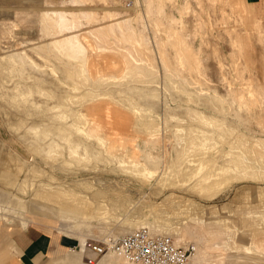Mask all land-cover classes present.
<instances>
[{
	"label": "rangeland",
	"instance_id": "obj_1",
	"mask_svg": "<svg viewBox=\"0 0 264 264\" xmlns=\"http://www.w3.org/2000/svg\"><path fill=\"white\" fill-rule=\"evenodd\" d=\"M72 2L0 0V179L5 183L2 191L21 193L23 197L24 184L28 182L27 189L34 190L29 199L41 196L42 192H53L71 195L81 207L88 199L93 200V212L103 208L104 214L109 212L110 223L126 220L123 226L127 229L131 225L144 227L152 203L153 214L159 216L156 219L163 212L169 225L193 219L190 224L204 232L211 244L227 247L225 252L215 249L214 255L224 252L227 261H231L253 251L264 241V237L257 236L264 231V224L254 219L255 213L264 209V181H257L254 175L264 171V18L244 0H90L99 21L113 11L118 21L127 23L123 27L124 37L119 32L113 37L117 50H102L93 40L88 42L92 47L88 59L91 78L120 77L125 71V56L130 60L132 55L140 59L143 69L151 67L157 73L147 72L151 82L128 79L122 85L105 83L98 88L83 79L76 65H69L56 51L47 50L49 39L41 32L43 10L77 5ZM77 3L80 5L76 8L86 7L80 0ZM115 21L106 20L103 24ZM88 26L83 21V27ZM131 30L143 44L139 51L132 50V44L124 40L131 39ZM179 39L192 47V60V56L183 59L179 56L176 46ZM165 64L169 67H164ZM52 69L57 72L56 77ZM154 90H159L157 99L142 98V92ZM255 91L258 99L252 100L257 105L249 104L250 109L244 103L239 106V96L245 95L244 102L251 103L250 92L256 95ZM87 94L97 100L84 106L70 104ZM104 94L120 99V104L129 110L108 100L99 101ZM198 94L202 97L198 98ZM217 97H222L226 105L218 102ZM71 109L89 124L65 121L64 116ZM136 110L149 113L150 122H158V129L144 136L137 134ZM164 115L166 149L177 146L168 141L171 132L185 138L183 152L178 145L173 152L174 160L163 158L165 165L172 163L170 184L159 183L161 176L149 178L128 172L123 166L129 164L127 155L137 144L143 145L148 135L160 131ZM100 139L107 141L105 148ZM77 144L87 145L89 153L80 150L76 156ZM59 145L63 150L58 149ZM134 153L143 158L139 152ZM13 154L23 161L32 160L27 162L33 169L28 180L23 164L19 166L11 157ZM259 154L263 157H257ZM159 157L160 154L153 153L151 163L155 164ZM244 164L249 166L247 172L236 171ZM4 172L6 178H2ZM15 184L20 185L14 187ZM211 191L217 192L216 195L210 197ZM6 206L7 218L11 219L8 222L15 223L18 220L13 222L12 218L23 215L29 225L45 231L49 232L31 222L44 220L62 229L59 217L53 218L54 211L41 202L31 201L26 209L12 207L10 203ZM26 211L29 212L25 214ZM242 221L252 222L253 227L249 224L241 227ZM16 229L21 228L16 225ZM60 238L70 243L71 248L80 243L76 237ZM261 251V259L247 256L243 263L264 264V249Z\"/></svg>",
	"mask_w": 264,
	"mask_h": 264
},
{
	"label": "bare ground",
	"instance_id": "obj_2",
	"mask_svg": "<svg viewBox=\"0 0 264 264\" xmlns=\"http://www.w3.org/2000/svg\"><path fill=\"white\" fill-rule=\"evenodd\" d=\"M77 2H79V0H73L72 3H76L77 5H80V3L78 4ZM80 2H84L86 7L76 8L77 7V5H76V6L72 7V8H70V7L66 6V5L65 6L62 5L61 7H56V8H52V9L43 10V13L41 14V20H40V28H41V32L46 36L47 39H49V44H47V50L56 51L57 53H59V55L63 59H65L69 63V65H76L80 69L81 74L83 76V79L85 81H87V82H90L92 85H95V87H98V88L101 87L105 83H109V84H112L114 86L115 85H122L128 79H134V80H137L138 82L142 83V82H145V81H149L147 79L148 78L147 77V72H151L154 75L157 74L152 69H150L151 67L146 68V70L143 69L141 67V65H140V59H137V58H135L132 55L131 57L128 56V57H130V60H128L127 57L125 56V58L127 60L126 61V66H125V71L120 77H116V76H111V77L101 76L97 80L92 79L90 74H89V72H88V67H89L88 66V59H89V54H90L89 53V48L92 49V47H90L88 45L89 44L88 42H90V39H91L102 50H107V51L108 50H115L116 49V45L112 41L113 37H114V39H115V37H117L115 35L117 32L122 33V35H123L124 34L123 27L127 23H126V21H118L117 17H116V14L113 13V11H109L108 14H106L104 16V19L99 21L96 18V16H95V13H94V12H96L95 9L91 8V5H92L93 2L91 3L90 0H80ZM88 2L91 3L89 5V7L87 5ZM85 5H83V6H85ZM136 5L137 6L139 5V1L136 2ZM106 20L108 22H113V20L114 21L117 20L118 22L115 21L116 23L103 24V21L106 22ZM83 21H85L87 24H89V26L86 27V28L83 27ZM131 32H132V34L130 36L131 39L129 40L128 38H124V40L126 41V43L129 42V43L132 44V48H133L132 50L139 51L142 48V46H141L142 43H139L137 41L138 40V39H136L137 33L135 31H132V30H131ZM138 35H139V33H138ZM123 37H124V35H123ZM174 39H175V37H174ZM143 41H144V39H143ZM149 43L150 42L145 43L144 46L148 45ZM176 46H177V50H178L177 52H179V56L182 59H183L184 56H187L188 58H189V56H192V57H190L191 60H192V58L194 57L193 56L194 54L192 55V53H194V52H192V47H190V45H188L182 39H179V40H177ZM143 49H144V47H143ZM134 54H135V52H134ZM149 59H150L151 62H153V60L150 57H149ZM146 60L148 61V58ZM166 60H168V59H166ZM150 61H148V62H150ZM32 64H33V62H32ZM150 64H152V66L155 65V63H150ZM166 65L167 64H165L164 67H169L168 65L167 66ZM35 66L38 67V65H36V64H35ZM189 66H190V63H189ZM54 69H55V67H54ZM54 69H52V74L56 77L57 76V72ZM168 69H170V68H168ZM190 69H193V67L190 68ZM156 78H157V76H156ZM171 81L174 82L173 79ZM149 82H151V81H149ZM149 85H150V83H149ZM170 85H172V84L170 83ZM119 87H121V86H119ZM250 91H252V90H250ZM158 93H159V90H154V91H149V92H145L144 91V92H142V98L144 100H146V101L148 99H151V98L157 99L159 97ZM255 93H256V91H255ZM89 95L90 94L84 95L79 102L71 101L70 104L72 103V106L73 105L84 106V105H87V104L89 105L92 102L97 100L95 98V96H92V95L89 96ZM198 95H199L198 98L202 97L201 94H198ZM254 95L255 94L252 93V96H254ZM112 97L109 94H104L103 97L100 96V98L99 97L98 98L100 99L99 101L108 100L111 103H113L114 105H116V107L118 106L119 108L129 110L126 105L123 106V105L120 104V102H121L120 99H115V98H112ZM244 97H245V95H241V97L239 96V100H238V102H240L239 106H242V103H244L246 108H249L248 107L249 104H253V105L255 104L256 100L255 101L252 100L253 98L251 99L252 100L251 103H249L250 101L248 103L244 102ZM217 99H218V102H220L222 105L225 104V100L222 97H217ZM256 103H258V102H256ZM255 105H257V104H255ZM92 107H93V105H92ZM85 108L88 109V106L85 107ZM239 109H241V107ZM168 110L170 111L169 106H168ZM88 112H89V110H88ZM174 114H175L174 116L176 117L177 116L176 113H174ZM151 118L152 117L150 116L149 113L141 112L139 110H136L134 112V122H136L135 124L138 127L137 128V131H138L137 134H139L141 136H144L145 134H147L149 132H153V131L158 129V125H159L158 122H154V121L150 122ZM171 119L173 120V119H176V118H171ZM177 119H179V118H177ZM64 120L67 121V122L72 121V122H74L76 124H83V125H86V123H87V120L84 119L83 117L79 116L77 114V112L74 111L73 109L67 111V113L64 116ZM163 120H164V123L162 124V128L160 129V131H157L158 133L155 134V135H148V137H146V140H145L143 145L137 144L135 149L133 148L134 150H132V152L129 155H127V159L129 160V164L123 165V166H125V169H127L128 172L132 171L135 174L146 176V177H149V178H154V177L161 176V180L158 181L159 183H161V182L163 183L164 182V183L170 184L171 178H172V175H170L171 172H172V163L170 162L168 165H165V163H164L165 161H164L163 158L165 156H167V157H169V158L174 160L173 152L176 151V149L178 148L177 147L178 145L182 146V148L180 150H181V152H183L184 151L183 150L184 149L183 148V144H184L185 138L181 137V135L176 133L175 131L171 132L168 141L174 143L177 146L171 147L170 149H166V146L164 145V142L166 141V138H165L166 136H164V134L167 133V131H166V129H167L166 125L167 124L165 125V122H167V120L165 118V115L163 117ZM90 121H91V119H90ZM87 124H89V123H87ZM100 125H101V123H100ZM86 133L87 132H85V134ZM33 134L35 136H39L36 131H34ZM43 134H46V133H43ZM181 139H183V140H181ZM106 142L107 141L105 139H100L99 140V143H100V145L103 148H105V146H107ZM61 148L62 147L60 146L58 149H61ZM76 148H77V150L75 152L76 156H78V152L80 150H84V152L86 154L89 153V149L87 148V145H85V144L84 145L77 144ZM61 150H63V149H61ZM107 152L108 153H112V150L111 149H107ZM134 152H139L140 154H142L143 158L137 157V155ZM153 153L160 154V157H159V159H157V162L155 164H152L151 161H150L151 160V156H152ZM91 154H92V152H91ZM48 156H51V152L48 153ZM88 162H89V160H88ZM208 167H209V164H208ZM205 170H206V167H205ZM236 170H239V169L237 168ZM196 171H197V169H196ZM128 177H131V176H128ZM218 177H219V175L216 178L218 179ZM217 179L214 180V182H215L214 187L216 186V183H217L216 180ZM169 186H172V185H169ZM31 201L41 202V204H44L45 207L48 206L49 208H51L54 211V213H55V217L57 216V217H59L62 220V225L68 230H73V232L75 230V231H77L79 233H85V232H89L92 229L91 227H93L94 225H99L101 223H106V224L110 223L109 216H108L109 212L104 214L101 211V210H103V208L102 209L99 208V211L93 212L94 211L93 203L95 201L88 199L84 203V207H81V205H79V206L77 205V204H80V203L73 201L71 195L70 196H65V195L56 194V193H53V192H49L47 194L42 192L41 196H37V197H35V199H29L28 201H22V199L20 200L17 197L11 199L7 195H2V193L0 192V223H2V222L5 223V222H8L9 220H11V219L7 218L8 214H9V211L7 209L8 206H6V204L10 203V204H12V207H16V208H20V209H22V208L26 209L27 203H30ZM75 201H77V199ZM143 206H144V204H143ZM121 207H123V206H121ZM152 207H153L152 204H150L149 205V209L151 210ZM35 208L36 207H34V209ZM143 211H145V210H143ZM119 212L121 214L124 213V212H121V211H119ZM93 213H95V214H93ZM12 219H14L13 222L15 220H18V221H15V223H18V222L20 223L21 222L22 223L21 225L23 226V228L27 227V223L25 222V220H24L25 218L23 217V215L22 216H20V215L19 216H15ZM149 219H151V218H149ZM164 221L165 220H162L161 218H158V219H155V221L153 223H150L149 221L145 222L143 224V226L148 228L153 234L157 233L159 235L162 234L163 236L164 235H168V237H170L171 239L173 238V239L177 240L178 237H175L174 235L166 233L161 228V226H160L161 224L160 223H163ZM137 229H138V226L134 227V226L131 225L129 227V229H126V231H128V233H131V232H133L134 230H137ZM119 237H121V236L108 235L105 238H103L102 240H106L107 238L118 239ZM173 242L177 246L185 247L182 244H179V243L175 242L174 240H173ZM85 243L86 242L81 243V244L79 243L80 247L82 248ZM71 251L74 252V253H77V252L82 253L81 250L75 249V248H72ZM197 253H198V249L196 247V253H195L194 257H193V262H194V260H195V258L197 256ZM110 254H113V253H110ZM115 255H117V254H115ZM117 256H119V255H117ZM121 258H123V257H121ZM127 263H129V262H127ZM130 264H132V263H130Z\"/></svg>",
	"mask_w": 264,
	"mask_h": 264
},
{
	"label": "crops",
	"instance_id": "obj_3",
	"mask_svg": "<svg viewBox=\"0 0 264 264\" xmlns=\"http://www.w3.org/2000/svg\"><path fill=\"white\" fill-rule=\"evenodd\" d=\"M244 1L249 7H251L256 13L259 14L258 16L264 18V0H244ZM247 52L249 53L248 54V58L250 60L249 62L253 61L252 52L249 49V47L247 48ZM251 94L252 93L250 92V96H249L250 99L252 98L258 99L257 91H256V96H251ZM11 157L17 160L19 166L20 165L22 166L23 164V168L25 169V173H26L25 180H28L30 173L33 171L31 165L27 163L30 162L31 159H29L28 161H23L21 157L14 154ZM257 157H263V156L259 154L257 155ZM248 167L249 166H246V164H244L239 168V170L236 171L240 173H245L249 170ZM263 168H264V163H263ZM254 175L257 181L259 182L264 181V171L261 174H254ZM6 176H7V172H4L2 178H6ZM0 182L2 183L0 184V192L2 193V195H8L10 198L17 197L23 199L24 201H28L32 193H34V190L32 188L27 189L26 186H28V182L24 184L26 191L25 193H23L24 194L23 197L21 193L17 195L15 193L11 194L2 191L1 187H4L5 183L1 181V179ZM9 184L11 183L9 182ZM32 184L33 182L31 183V187ZM18 185L20 184H15L14 187H17ZM202 189H206V188H202ZM216 193L217 192L215 191H211L210 197L216 195ZM201 195H203V193H201ZM258 199L260 200V197H258ZM27 212L29 211H26L25 214ZM149 212H150L149 218H151L149 219V222L153 223L156 217L159 216L154 215L153 210H150ZM254 216H255L254 219L260 221L261 224H264V209L258 210V212L255 213ZM164 217H165L164 214L160 215V218L162 220L165 219ZM53 218H57V217H53ZM250 219H253V216H251ZM192 220L193 219L186 218L183 219L184 221L183 223H180L178 221L170 225L168 224L167 221H164L163 223H160L161 224L160 226L166 233L178 237L177 240L173 239L175 242L182 244L185 247L192 244L191 242L194 243L193 245L197 247L198 253L193 264H244L243 261L247 256H251L257 261L261 259L262 257L261 250L264 249V241H262L263 243L261 242V244L253 251L250 252L246 251L239 256H235L234 258H232L231 261L230 260L227 261L228 257L224 253L225 248L227 247L224 245H219L214 243L211 244L210 239L205 237L204 232L195 230L193 225L190 224ZM125 221L126 220H122V219L118 221L112 220L110 226L101 225L100 227H92V229L89 232H85V233H79L75 230L73 232V230L66 229L62 225L61 219H60L61 222L60 227L62 229H58L54 224H51L50 222L44 220H36L31 222V224L42 225L43 227H45V229L49 230V232L35 225H29L30 221L26 220V218H25V222L27 223L26 228H23L20 224L11 223V222H5V223L2 222L0 223V264H84L83 254L80 252L77 253L72 252L71 251L72 245L70 246V243L65 242L63 238H60L61 235L69 238L76 237L75 239L78 238L80 240V243H84L87 240L103 239L108 235L123 236L129 234L128 232L125 233L127 229L123 226V223ZM112 223L114 225H112ZM246 224H249L250 226L252 225L253 227V224L250 221L248 223L242 221L240 226L244 227ZM16 225H18V227H20L21 229L19 230L16 229ZM250 233L252 234L253 230ZM164 236H168V235H164ZM257 236L264 237V231L258 232ZM215 249H219V250L221 249L224 252L219 255H214L212 252ZM98 264H130V263H127L123 258L115 254H107L101 258Z\"/></svg>",
	"mask_w": 264,
	"mask_h": 264
},
{
	"label": "built area",
	"instance_id": "obj_4",
	"mask_svg": "<svg viewBox=\"0 0 264 264\" xmlns=\"http://www.w3.org/2000/svg\"><path fill=\"white\" fill-rule=\"evenodd\" d=\"M83 253L85 264H98L102 257L113 253L132 264H193L196 247L177 246L168 236L153 234L141 227L118 239L87 240L84 246H74Z\"/></svg>",
	"mask_w": 264,
	"mask_h": 264
}]
</instances>
